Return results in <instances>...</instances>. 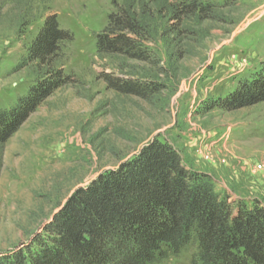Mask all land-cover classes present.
I'll return each mask as SVG.
<instances>
[{
    "label": "rangeland",
    "instance_id": "rangeland-1",
    "mask_svg": "<svg viewBox=\"0 0 264 264\" xmlns=\"http://www.w3.org/2000/svg\"><path fill=\"white\" fill-rule=\"evenodd\" d=\"M120 1L0 0V109L13 107L44 71L18 65L45 16L54 14L72 35L56 57L71 82L0 146V254L27 243L78 187L153 139L167 140L189 168L210 174L229 201L264 206V101L205 109L264 60V0H203L219 5L213 18L187 22L190 32L169 36L168 46L159 37L148 42L154 63L96 54L95 34ZM22 10L23 28L15 24ZM102 72L159 91L150 101L122 94ZM162 264H192L190 251Z\"/></svg>",
    "mask_w": 264,
    "mask_h": 264
},
{
    "label": "trees",
    "instance_id": "trees-1",
    "mask_svg": "<svg viewBox=\"0 0 264 264\" xmlns=\"http://www.w3.org/2000/svg\"><path fill=\"white\" fill-rule=\"evenodd\" d=\"M113 5L106 25L95 34L96 54L147 63H154L148 42L159 37L168 46L190 32L187 22L211 20L219 7L203 0ZM15 17L21 28L29 23L23 10ZM71 39L54 14L45 16L18 65L35 64L44 71L13 107L0 109V146L46 98L71 82L56 66L60 43ZM100 78L119 93L148 101L159 91L151 82L111 73L102 72ZM263 101L264 60L205 109L234 111ZM229 198L210 174L189 168L167 140L153 139L78 187L27 243L0 254V264H162L182 249L190 251L192 264H264V206Z\"/></svg>",
    "mask_w": 264,
    "mask_h": 264
},
{
    "label": "built area",
    "instance_id": "built-area-1",
    "mask_svg": "<svg viewBox=\"0 0 264 264\" xmlns=\"http://www.w3.org/2000/svg\"><path fill=\"white\" fill-rule=\"evenodd\" d=\"M258 167L260 168L261 166H260V165H258Z\"/></svg>",
    "mask_w": 264,
    "mask_h": 264
}]
</instances>
